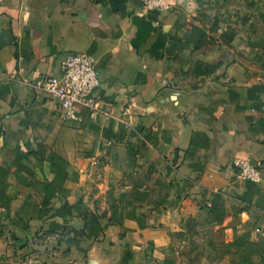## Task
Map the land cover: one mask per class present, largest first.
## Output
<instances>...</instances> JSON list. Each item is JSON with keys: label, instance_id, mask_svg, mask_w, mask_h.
I'll return each mask as SVG.
<instances>
[{"label": "crops", "instance_id": "1", "mask_svg": "<svg viewBox=\"0 0 264 264\" xmlns=\"http://www.w3.org/2000/svg\"><path fill=\"white\" fill-rule=\"evenodd\" d=\"M72 51L109 115L32 87ZM262 59L264 0H0V259L264 264Z\"/></svg>", "mask_w": 264, "mask_h": 264}, {"label": "built area", "instance_id": "2", "mask_svg": "<svg viewBox=\"0 0 264 264\" xmlns=\"http://www.w3.org/2000/svg\"><path fill=\"white\" fill-rule=\"evenodd\" d=\"M146 8H160L164 0H140ZM100 75L96 59L85 51H72L60 63L58 74L39 76L32 87L44 98L55 103L57 111L64 120L76 121L80 112L91 119L109 115L97 94L100 88ZM2 116L0 113V128ZM236 179L258 182L261 178L260 167L248 159L238 157L234 161Z\"/></svg>", "mask_w": 264, "mask_h": 264}, {"label": "rangeland", "instance_id": "3", "mask_svg": "<svg viewBox=\"0 0 264 264\" xmlns=\"http://www.w3.org/2000/svg\"><path fill=\"white\" fill-rule=\"evenodd\" d=\"M251 66L254 68V70L252 71L253 74L259 75L260 77H264V60L263 59L258 61V62H252ZM52 248H53V246H47L46 247V249H48L50 251ZM32 249H36V247L32 246ZM7 252H8V250H6V251L4 250L2 252L3 256L6 254L7 258H8V255L11 258V254H8ZM16 257L18 258V255H16ZM16 257H14V261L11 264H20L19 262L16 261V259H15ZM0 264H7V261L4 259V257H2L0 259ZM32 264H37V262H34Z\"/></svg>", "mask_w": 264, "mask_h": 264}]
</instances>
